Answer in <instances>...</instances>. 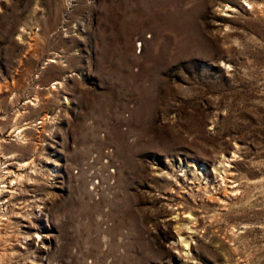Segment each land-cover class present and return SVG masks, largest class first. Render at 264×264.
<instances>
[{"label":"rangeland","instance_id":"374dc122","mask_svg":"<svg viewBox=\"0 0 264 264\" xmlns=\"http://www.w3.org/2000/svg\"><path fill=\"white\" fill-rule=\"evenodd\" d=\"M0 264H264V0H0Z\"/></svg>","mask_w":264,"mask_h":264},{"label":"bare ground","instance_id":"6f19581e","mask_svg":"<svg viewBox=\"0 0 264 264\" xmlns=\"http://www.w3.org/2000/svg\"><path fill=\"white\" fill-rule=\"evenodd\" d=\"M54 61H56L55 59H51L49 62H54ZM56 84H60L61 83V81L58 83V81L57 82H55ZM53 87H56L55 85L53 86ZM22 131H23V129H20L19 131H18V136L20 137V138H22V136H23V133H22ZM24 138V137H23ZM13 155H10L9 157H12ZM219 167H221L220 166V163H219V165H217L215 168L216 169H219ZM222 168V167H221Z\"/></svg>","mask_w":264,"mask_h":264},{"label":"built area","instance_id":"2783aa9c","mask_svg":"<svg viewBox=\"0 0 264 264\" xmlns=\"http://www.w3.org/2000/svg\"><path fill=\"white\" fill-rule=\"evenodd\" d=\"M42 122V121H39V123Z\"/></svg>","mask_w":264,"mask_h":264}]
</instances>
